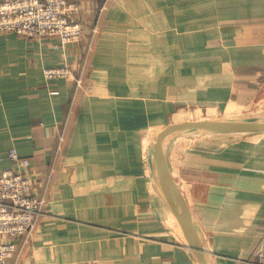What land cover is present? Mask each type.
<instances>
[{
	"label": "crops",
	"instance_id": "0c3cea01",
	"mask_svg": "<svg viewBox=\"0 0 264 264\" xmlns=\"http://www.w3.org/2000/svg\"><path fill=\"white\" fill-rule=\"evenodd\" d=\"M82 14L86 36L60 49L53 38L0 35V157L13 148L28 160L24 173L48 201L17 264H196L153 194L142 131L179 107L251 110L264 96V0H89ZM64 62L84 72L76 95L44 79ZM206 151L180 170L166 160L168 170L189 195L207 264H236L264 229V133Z\"/></svg>",
	"mask_w": 264,
	"mask_h": 264
},
{
	"label": "built area",
	"instance_id": "2783aa9c",
	"mask_svg": "<svg viewBox=\"0 0 264 264\" xmlns=\"http://www.w3.org/2000/svg\"><path fill=\"white\" fill-rule=\"evenodd\" d=\"M86 1L0 0V35L11 33L27 38H53L59 43L52 45L53 49L77 43L87 33V25L82 18V7ZM91 33L88 52L91 51L97 26L93 27ZM42 73L46 82L65 80L72 83L75 95L83 86V70L75 74L73 65L68 62L45 67ZM50 94L57 95L58 91H50ZM73 103L68 114H71ZM65 127L59 134L60 144L64 141ZM5 159L16 163L20 169L2 168ZM28 165L29 161L20 160L13 148L8 150L5 157H0V264H9L10 261L17 264L23 247L31 240L37 225L48 216L45 195L40 196L33 190L24 173ZM251 254L248 259L237 258V264H264V231Z\"/></svg>",
	"mask_w": 264,
	"mask_h": 264
},
{
	"label": "water",
	"instance_id": "95a60500",
	"mask_svg": "<svg viewBox=\"0 0 264 264\" xmlns=\"http://www.w3.org/2000/svg\"><path fill=\"white\" fill-rule=\"evenodd\" d=\"M264 132V114L224 118L201 119L170 123L156 136L149 151L148 177L152 183L153 194L161 199L167 209L182 226L187 248L194 253L196 264H207V249L202 231L193 217L178 184L172 179L164 148L168 141L179 137L198 134H239Z\"/></svg>",
	"mask_w": 264,
	"mask_h": 264
},
{
	"label": "rangeland",
	"instance_id": "374dc122",
	"mask_svg": "<svg viewBox=\"0 0 264 264\" xmlns=\"http://www.w3.org/2000/svg\"><path fill=\"white\" fill-rule=\"evenodd\" d=\"M88 1L89 0H87L86 2H88ZM109 1H111V0H107V3ZM85 3H83V7H82L83 9H84ZM106 8H107V4H105L103 9H101L103 13L106 10ZM82 13H83V11H82ZM103 13H102V15H101V17L99 19V23L96 22V24H95V26L98 25L99 28H101V25H102ZM82 16H83V14H82ZM18 36H20V35H18ZM91 36H92V34L90 35V37ZM98 36L99 35L96 34L94 36L95 38L93 37L94 39H93L92 44H91V51L88 53L89 57H91V55H93V53H94L93 52L94 51V46L96 45V42L98 41ZM83 84H84V78H83ZM83 86H82V88H83ZM254 104L251 105V110H248V111L246 110L245 112H244V110H242L243 112H241V113L244 114V115H246V114H257V113H263L264 114V96H262L260 99H258ZM247 109H250V108H247ZM193 110H198V113H199L198 115L199 116L196 117V118H193V119L184 120L183 122H185V121H194V120H198V119L201 120V119H206V118L213 119V118H224L225 117L224 113H222V114L218 113V115H216L214 111L209 110V109H201V108H199V109H196V108L187 109V108L179 107L178 111L177 112L175 111L176 113L174 115H172L171 117L167 118L166 121H164V123H161V122H159V123H151L149 125V127H147L145 130L142 131V132H144L143 135H142L143 136L142 140H143V138L146 137L145 156H146V154L149 155L150 147H148V145L151 144L153 139L155 140V138H156V136H154V133H157V131H159V130L161 131L162 129H164L167 124L180 123L177 120L178 119V115H179L180 112L181 113H187V115H188ZM73 111H74V104H73V107H72V114H73ZM208 111H210V112L212 111L211 112L212 114H209ZM66 130H67V128L64 131V134H65L64 135V141L66 140L65 139L66 132H67ZM262 133H264V132H259V133H239V134H234V137H232L233 135H230V134H215L214 136H213V134H211V135L210 134L193 135V136L187 137L185 139H180V140H178L176 142L167 143L165 145V148H164V156H165L166 160L168 161V164L170 163L172 168H174L176 170H180L181 166L185 167V164H186L185 161H187L186 158L188 159L189 155H192L193 157H197V156H201V154H203V153H206L207 152L206 150H209V152H212L213 149H216V150L222 149V150H224L226 147H228V146L231 147V146H233L236 143H240V145H241V144L247 143L248 141H254L256 135L260 136V134H262ZM166 155H168V158L166 157ZM245 155H247V153H245ZM52 170H54V168ZM173 173L176 175V172H173ZM181 180H183V178H179V182H180V184L183 185L181 188L185 192V191H187V186H185L184 183H181L182 182ZM47 186H48V183L46 185V190L48 189ZM44 195L45 194H42V196H44ZM182 195H183V193H182ZM184 196L187 197L189 195L187 193V195L184 194L183 197ZM44 197H45V200H46L45 203H46V206H47V203H48L47 196L45 195ZM186 197H184L185 200H186ZM192 214H193V217L195 218V214L194 213H192ZM168 222L170 223L169 219H168ZM38 225H37V227H38ZM173 230H175V232L177 233V230L174 227H173ZM261 233H263V231ZM176 236L179 238L180 241H183V239L180 238L181 237L180 234L177 233ZM236 264H237V262H236Z\"/></svg>",
	"mask_w": 264,
	"mask_h": 264
},
{
	"label": "bare ground",
	"instance_id": "6f19581e",
	"mask_svg": "<svg viewBox=\"0 0 264 264\" xmlns=\"http://www.w3.org/2000/svg\"><path fill=\"white\" fill-rule=\"evenodd\" d=\"M199 113H198V110H193V111H191V113L190 114H188L187 115V113H179V115H178V121L179 122H183L184 120H189V119H193V118H196V117H198L199 115H198ZM209 114H212L210 111H209ZM240 116H246V115H240ZM200 119H198V120H194V121H199ZM160 132V130L159 131H157V133H154V136H157V134ZM211 135V134H210ZM213 135H215V134H213ZM187 137H190V136H184V137H179V138H176V139H174V140H170V141H168L167 143H171V142H176V141H178V140H180V139H185V138H187ZM155 138V137H154ZM155 142V140L153 139V141L151 142V144H149L148 145V147H150L151 148V146H152V144ZM145 145H146V137H145ZM147 147V148H148ZM145 168H146V171L148 170V167H149V155H147L146 154V156H145ZM148 173V172H147ZM172 179H174V178H172ZM168 210V209H167ZM169 211V210H168ZM170 212V211H169ZM170 214V213H169ZM171 215V214H170ZM171 217L174 219V224L176 223L177 224V226H178V228H179V230H180V232L182 233V239H183V244L185 245L187 242H186V238H185V233H184V230H183V228H182V226L178 223V221L176 220V218L174 217V215L172 216L171 215ZM175 224V225H176ZM186 246V245H185Z\"/></svg>",
	"mask_w": 264,
	"mask_h": 264
},
{
	"label": "trees",
	"instance_id": "16d2710c",
	"mask_svg": "<svg viewBox=\"0 0 264 264\" xmlns=\"http://www.w3.org/2000/svg\"><path fill=\"white\" fill-rule=\"evenodd\" d=\"M262 231H264V229Z\"/></svg>",
	"mask_w": 264,
	"mask_h": 264
}]
</instances>
